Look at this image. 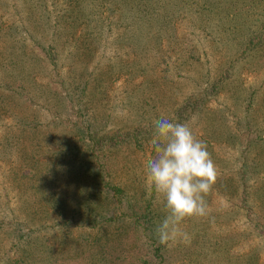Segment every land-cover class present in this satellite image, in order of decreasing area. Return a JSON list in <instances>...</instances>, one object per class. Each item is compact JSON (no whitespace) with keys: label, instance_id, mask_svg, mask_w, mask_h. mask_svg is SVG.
Masks as SVG:
<instances>
[{"label":"trees","instance_id":"obj_1","mask_svg":"<svg viewBox=\"0 0 264 264\" xmlns=\"http://www.w3.org/2000/svg\"><path fill=\"white\" fill-rule=\"evenodd\" d=\"M17 1L29 17L38 20L22 33L20 25L0 19V39L13 44L3 49H11L6 56H0V115L9 107L18 109L21 115L29 112V105L36 102L37 108L44 105L48 116L54 112L52 117L64 128L58 142L54 141L57 136H44L42 127L34 125V119H19L17 130L10 132L8 139H1L3 156L10 152L23 154L19 162L16 160L18 170L13 175L19 185V201L24 208L35 207L29 214L31 217L52 212L58 223L52 226L57 233L51 240L38 236L32 242L31 238L26 241L30 234L25 233L22 222L12 225L14 237L6 239L9 249L18 251L22 244L19 242H26L21 253L14 257L17 260L8 257L7 264H32L33 256L47 258L42 264L146 263L141 258L128 261L125 253L135 250L132 242L145 243V249L150 247V252L158 257L163 249L155 230L166 212L161 197L148 183L146 166L140 168L139 162L142 157L149 160L155 156L152 122L161 117L187 124L206 143L216 167H222L217 169L213 190L205 197L209 215L198 220L197 226L192 224L196 220H186L184 230L194 228L198 238L207 237L204 245L216 248L219 256L228 254L237 244L230 226L242 213L245 220L248 216L257 218L256 225L264 230V205L251 204L248 197L239 195L238 205L231 210L211 207L213 194L234 196L235 181L237 184L242 181L243 173H259L264 169V150H260L261 155L250 157V150L239 148L241 137L237 135L249 121L243 115L253 114V120L254 113L263 111L264 86L257 97L255 87L248 88V93L241 86L242 80L239 78L238 83L234 79L237 72L241 77L240 68L246 60L253 68L264 63V0ZM2 3L0 0V7ZM182 22L202 32L203 40L210 43V51L225 58L215 80H210L209 72L198 71L196 64L202 63L201 50L189 46L187 37L176 33L175 23ZM215 37L223 42L220 47L225 56L215 44ZM27 38L32 40L33 47H41L44 57L27 47ZM125 47L128 49L124 50ZM105 51L114 52V57L104 55ZM100 52L99 67H89L90 60ZM62 56L68 63L60 61ZM103 57L105 66L100 64ZM119 79L126 88L116 108L117 100H109L105 93ZM189 84L199 86V92L181 99L179 89ZM232 99L236 105H228L226 100ZM25 100L28 105L22 107ZM235 106L233 111L230 107ZM71 115L76 121H69ZM68 131L77 137L76 141L67 136ZM51 142L57 143L60 154L68 158L64 166L66 177L60 176L57 169L48 174L23 175ZM79 142L89 144L85 149L89 154L82 161L77 155L83 151L82 146H77ZM227 143L232 144V149L223 156L228 152L219 151L218 145ZM256 145L264 146V125L257 132ZM19 146L23 149H17ZM106 163L107 171L103 169ZM224 164L238 165L237 175L224 178ZM90 178L89 184L84 185ZM257 188L262 192L257 201L264 203V182ZM6 208L7 204L0 200L3 233L9 222L8 214H4ZM72 228H78V235L74 248L69 249L71 262H60L59 253L68 245ZM212 231L224 232L217 237L216 246H212L216 237L206 236ZM196 242L201 243L199 239ZM232 258H255L254 264H260L257 256Z\"/></svg>","mask_w":264,"mask_h":264},{"label":"rangeland","instance_id":"obj_2","mask_svg":"<svg viewBox=\"0 0 264 264\" xmlns=\"http://www.w3.org/2000/svg\"><path fill=\"white\" fill-rule=\"evenodd\" d=\"M3 5L0 7V19L3 20L6 23L16 24L20 25L21 32H26L27 29H31V27L34 26L37 17H29L27 13H25V10L22 7H18L19 2L17 0H2ZM20 8V9H19ZM31 16V15H30ZM24 27V28H23ZM28 27V28H27ZM26 29V30H25ZM175 31L182 38L187 37L186 43L189 46H195L198 50H201V60L202 63L196 64L198 71L200 72H209V78L211 81L215 80L217 77V74H219L222 70H220L222 61L225 59L224 57H220L219 53H212L210 51L211 46L210 43L208 44L206 41L203 40L201 33L196 30L188 27V25L185 22L182 23H175ZM124 32V30H123ZM115 35H118L120 32H114ZM123 34V33H122ZM215 44L219 46L220 53L222 56H225L226 53L220 47L222 45V41L219 40L218 37H215L214 39ZM27 47H29L31 50L39 52L43 57L44 53L41 51V47H33L32 40L27 38ZM220 44V45H219ZM12 43L9 40H1L0 39V50L2 52L0 53V56H6L10 52L11 49H7L4 51V48L12 47ZM167 45L165 44L164 48ZM34 48V49H33ZM129 48V46H128ZM127 47L124 48V50L128 49ZM69 51V49H67ZM123 50V49H122ZM115 51V50H114ZM28 53H30L28 51ZM65 54L66 51H63ZM109 55V57L112 59L115 55L114 52L107 53V51L104 52V55ZM125 54V53H124ZM213 54V55H212ZM67 56V53L65 54ZM101 52L98 53L97 57H93L90 60V66L94 68L95 65L99 63V59L101 58ZM212 55V56H211ZM33 57V55H32ZM63 56L60 57L61 62L68 63L67 59H63ZM106 57H103V60H101L102 65L105 66V59ZM207 58V59H205ZM207 60V62L205 61ZM246 60V59H245ZM229 61V59L225 60L224 62ZM243 62V68H240V76L238 77V72L236 73V77L234 78L236 82L239 83V78L241 81V86L243 88L246 87L249 93L248 88L255 87L257 89V92L259 94H256L257 97L261 96V91L263 89L262 85L264 86V63H261L257 66V68L252 67V63ZM206 62V63H205ZM249 64V65H247ZM247 65V66H245ZM98 66V65H97ZM99 67V66H98ZM103 68V67H102ZM65 70V69H64ZM172 70V69H171ZM171 70L168 72V74H171ZM48 77V75H46ZM1 82V81H0ZM57 87V86H56ZM60 89V85L58 86ZM57 88V89H58ZM126 88L125 84L121 79L118 80L117 83L113 84L109 90L106 91V98L108 97L109 100L116 101V108L118 106L119 101L121 100L123 96L124 89ZM58 89V90H59ZM179 89V88H178ZM182 89V90H181ZM200 87L196 85H188L186 87H181L179 89L178 95L181 97V99L190 98L191 95L197 94L199 92ZM201 92V91H200ZM224 98H227L226 95H224ZM255 99V97H254ZM259 100V99H257ZM108 101V100H106ZM228 105L233 104L236 105L234 102L232 103V100H226ZM22 102V101H20ZM22 107H25L28 105L27 100H25ZM26 103V104H25ZM226 103V104H227ZM36 104V105H34ZM214 104L213 101L211 103ZM238 105V104H237ZM1 107V105H0ZM233 111L237 108L235 106ZM254 110V109H252ZM18 109H14L13 107H9V110L3 114L0 115V144L1 139L3 138H9V133L13 132L15 129L17 130V125H19V119L23 120H29L33 121L34 119V125L39 124V127H42V132L45 133L44 136H57L58 138L54 141L60 142V132L63 133V126H60V123L56 121L52 116H55V113L52 112L49 116L47 115L49 112L43 107L37 108V103H33L32 106L29 105V112H23L20 115V112H18ZM123 114L127 112H121ZM117 112L114 116H116ZM260 117L264 116V109L261 113L255 114V117L252 120L253 114L245 115V120H249L248 123L246 122L244 124V127H241L237 133L240 138L239 148L241 149H248L251 151L250 157L253 155L259 156V152L261 149L264 150V146H258L256 145L257 140V132L261 129V127L264 125V117L261 119ZM241 116V114H238ZM73 116V117H72ZM72 117V118H71ZM69 118V116L67 117ZM66 118V119H67ZM76 117L74 115L70 116L69 121L73 122ZM70 122V123H71ZM17 123V124H16ZM247 124V126H246ZM199 134V133H197ZM71 136V133L68 131V135ZM84 139L85 136H82ZM67 139V138H66ZM74 141L77 140V137H73ZM82 146L83 151L82 153H77L78 159L82 161V158L85 155H88L89 153H85V149L88 148L87 142H79L77 143V146ZM232 145V144H231ZM229 143L227 145L223 144L222 146H219V151L224 152L227 151L228 153H224V155L229 154L230 150L232 149ZM1 146V145H0ZM1 148V147H0ZM17 149L21 150L23 149L21 146H19ZM42 152V155L35 158L33 162H31L30 167L27 168L23 175H27L30 173H49L50 171H53V169L58 170V174L62 177H66V170L64 169V166L68 163V158H64L63 154H60V146L57 143L51 142L50 145H46ZM218 151V152H219ZM22 153L16 152V155L13 152H10L6 156H3L1 154L0 150V200L2 202H5L7 204V208L4 211V214H8L9 222L7 223V227L4 226V231L7 233L0 232V248H2L7 255L5 256V253L3 250H0V264H7V258L11 257L14 260H17V258H14L16 255H19L21 253L20 249L23 248L24 242L29 240V242H32V238H38V236H42L47 240H51L53 238V234L57 233V230H54L55 227H52L57 223V217L54 213L50 214H37L33 217H31L29 214L31 213L34 208L25 207L24 204H22L18 199V183L16 177L14 178V174L17 172V161L19 162V156ZM23 155V154H22ZM261 155V154H260ZM60 156V158H59ZM236 156V155H234ZM17 160V161H16ZM53 160V161H52ZM254 160V159H253ZM148 160L145 159V157H142V159L139 162L140 168L144 169L146 166V162ZM57 165V167L53 164ZM74 168H77L76 164H73ZM223 165V177L227 178L228 176H234L238 173V165H229L225 166ZM108 164L106 163L105 166H103V169L107 171ZM222 167L217 166V169H220ZM61 169V170H60ZM62 172V173H61ZM243 180L240 181L237 184V180L235 181L236 185V194L234 196L226 198L225 196H220L217 193L213 194V197L211 199V207L214 209L219 210H231L236 205H238V196L240 197H248V200L251 204L254 202H258L260 205H264V203H261L260 201H257L259 193H262L258 190L257 186H259L262 182H264V169L260 170L259 173H243L242 175ZM92 178L87 179V182H83L84 185L89 184V181H91ZM240 185V186H239ZM65 188V186H63ZM76 194V193H75ZM78 195V193H77ZM24 208V209H23ZM245 215V214H241ZM239 217L233 221L232 225L230 226V229H232L233 233L236 236L235 241L237 244L230 248V252L227 254V252L223 255H218V251L216 248H210L204 245L205 238H198L197 233H195L194 228H187L185 231H187L192 239L191 243L189 245H174V246H165L162 245V251L159 253V256L156 257L150 252L149 248L146 247L143 244V242H137L133 243V249H135L131 254L125 253L127 256H129L128 261L134 262L135 260H138L141 258L142 260L146 261L144 264H254L253 260L255 258H232V257H239L240 255L245 256H257L258 261L260 264H264V230L260 229L257 223V218H253L254 216H248L249 219L245 220L244 217ZM23 223L25 225V233L27 232L28 237L26 241H21L19 243L21 244V247L18 251L14 249H9L10 246L8 245V242L6 239L11 240L13 234H11L12 225L14 224H20ZM198 220L192 222V224L197 226ZM61 224V223H60ZM44 228V229H43ZM47 228V229H46ZM78 228H72L69 230L70 232V239L68 241V245L61 248L59 247L60 251V262H71L69 258H72L70 255V250L73 249L75 246V236L78 235ZM212 233L207 234L206 236H213L216 237L213 242L212 246H216L218 239L217 237L219 235L224 234V232L218 233L217 231H212ZM9 233V234H8ZM87 233V232H86ZM10 236V238L8 237ZM51 238V239H50ZM200 240V244H197L196 240ZM134 241V240H133ZM40 242V241H39ZM87 245V243H84ZM33 246H35V243H32ZM50 245V244H48ZM200 245V246H196ZM43 248H45V244L42 245ZM49 248H52L50 246ZM2 254L6 257L3 258ZM118 255V254H115ZM45 256V255H44ZM46 257V256H45ZM49 257V256H47ZM81 256H77V258H80ZM88 257V255H87ZM133 257V258H131ZM33 261L32 264H42L46 261L45 258H35V256L32 257ZM237 259H241L237 262ZM64 260V261H63ZM256 262V259H255ZM60 264V263H58ZM141 264V263H137Z\"/></svg>","mask_w":264,"mask_h":264},{"label":"clouds","instance_id":"obj_3","mask_svg":"<svg viewBox=\"0 0 264 264\" xmlns=\"http://www.w3.org/2000/svg\"><path fill=\"white\" fill-rule=\"evenodd\" d=\"M152 123L155 156L146 162V174L166 212L155 230L158 242L189 245L192 237L184 230V222L209 215L205 197L217 182L218 170L206 143L187 124L163 117Z\"/></svg>","mask_w":264,"mask_h":264}]
</instances>
